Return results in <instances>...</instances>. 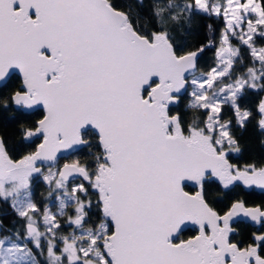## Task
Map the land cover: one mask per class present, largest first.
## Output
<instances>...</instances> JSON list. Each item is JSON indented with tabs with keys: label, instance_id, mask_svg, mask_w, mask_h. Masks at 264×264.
Instances as JSON below:
<instances>
[{
	"label": "snow or ice",
	"instance_id": "snow-or-ice-1",
	"mask_svg": "<svg viewBox=\"0 0 264 264\" xmlns=\"http://www.w3.org/2000/svg\"><path fill=\"white\" fill-rule=\"evenodd\" d=\"M196 16L222 27L217 39L207 25L192 50L176 34ZM257 38L264 0H0V84L20 78L0 89V108L20 121L21 146L34 145L17 158L0 135V199L23 221L0 225V264H264V231L235 238L241 218L264 228V204L232 198L241 185L264 189V162L230 160L242 151L234 123L264 132V97L254 111L241 104L264 90ZM242 48L250 65L240 71ZM184 96L190 121L173 112ZM36 178L55 211L34 199Z\"/></svg>",
	"mask_w": 264,
	"mask_h": 264
},
{
	"label": "trees",
	"instance_id": "trees-1",
	"mask_svg": "<svg viewBox=\"0 0 264 264\" xmlns=\"http://www.w3.org/2000/svg\"><path fill=\"white\" fill-rule=\"evenodd\" d=\"M132 2L134 3L135 0H132ZM207 25H212L216 29V38L218 39L219 29L222 27L221 21L214 18H208L206 16L194 17L190 27L186 31L182 30L178 32L176 34V39L184 44L185 47L195 50V48L199 47L200 44L206 43L208 36L210 35ZM261 43H264V41H261L259 38H257V44L259 45ZM241 53L243 55L244 65L238 66L240 71L243 70V67L250 65L248 50L246 48H242ZM213 57L214 49L205 51L199 60L201 69L206 70L207 67L212 64ZM19 82V75L16 74L15 79L11 81L7 89H3V86H1L0 89L3 90L4 94H7L12 88L18 86ZM262 97H264V90L249 89L242 97L241 104L243 107L254 111L256 105ZM187 103L188 97H182L180 104L173 107V112H179L185 121H190L193 118L194 112L191 109L186 108ZM40 111L42 110L26 113L27 118L23 122L29 125L33 124L36 120L40 119ZM229 117H231V112L226 109L225 118ZM19 127L20 121H17L13 118V113L0 108V135L5 136L9 143L10 149H15L13 151V155L17 158L25 151H31L34 148V145L31 144L25 145L23 147L21 146V137L18 131ZM233 132L240 141L242 151L238 154H231V162L238 165H243L244 163L248 162H264V143H262V141H264V132L257 128L254 120L248 124L246 129L243 130L236 127L234 123ZM35 143H39V140L37 139ZM80 158L82 160L90 159L87 150H84L83 153L80 154ZM186 190L194 191L196 189L187 186ZM208 190L210 200H212L215 206L218 208H223L224 205L228 203L227 200L223 199L222 194L217 191V186L215 184L208 186ZM33 191L34 199L41 205L47 204L48 200L51 199L47 197L48 188L41 181L36 184ZM232 198H243L250 206L264 204V190L245 188L243 185H241L235 189L234 193L232 194ZM10 205L11 204L8 201L5 202L3 199H0V225H2L3 229L7 230L8 232H10L13 228L21 229L23 224V221L17 216L16 212ZM236 226L238 228L239 235L235 238L245 241L249 239L252 232L264 231V228L261 226H254L247 221H239ZM194 233V230L188 229L187 231L183 232L178 237V239H186L194 235Z\"/></svg>",
	"mask_w": 264,
	"mask_h": 264
},
{
	"label": "rangeland",
	"instance_id": "rangeland-1",
	"mask_svg": "<svg viewBox=\"0 0 264 264\" xmlns=\"http://www.w3.org/2000/svg\"><path fill=\"white\" fill-rule=\"evenodd\" d=\"M121 2L127 3V2H132V0H121ZM234 43H235V42H234ZM241 56H242V58H243L242 53H241ZM89 135H90V137L92 138L93 143H95L94 131L91 130L90 133H89ZM84 150H87V153L89 152V149H84ZM92 151H97V150H96V148H93ZM73 158H75V157H68V159H73ZM64 162H65V160H64V159H61V160L59 161V163L56 165V167H60V166H62V164H63ZM45 171H47V166H45ZM39 181L43 182L40 178H36V179L33 181V188H32V190H34L36 184H37ZM43 183H44V182H43ZM251 188H256V189H259V190H264V189H260L259 187H255V186H253V187H251ZM33 192H34V191H33ZM8 202L11 204V201H10V200H9ZM47 204H50V205L52 206V210H53V211L56 210V208H55V205H56L55 195H53V196L51 197V199L48 200V203H47ZM257 226L259 227L260 225H257ZM66 231H70V229H66ZM38 258L41 260V264H43V257H38Z\"/></svg>",
	"mask_w": 264,
	"mask_h": 264
},
{
	"label": "water",
	"instance_id": "water-1",
	"mask_svg": "<svg viewBox=\"0 0 264 264\" xmlns=\"http://www.w3.org/2000/svg\"><path fill=\"white\" fill-rule=\"evenodd\" d=\"M17 75H19L18 73H17ZM2 86V84H0V87ZM94 131V130H93ZM95 133V132H94ZM47 166V165H46ZM186 186H190V187H192V188H195L196 189V187L191 183V182H189L188 183V185H186ZM188 191V190H187ZM196 191V190H195ZM239 221H247L246 219H243V218H241V220H239ZM247 222H249V221H247ZM249 223H251V222H249ZM252 224V223H251ZM252 225H254V226H257V225H255V224H252ZM188 229H196V227L193 225V226H190V228H188ZM188 229H185L184 231H182L181 233H180V235L183 233V232H185L186 230H188ZM179 235V236H180Z\"/></svg>",
	"mask_w": 264,
	"mask_h": 264
},
{
	"label": "flooded vegetation",
	"instance_id": "flooded-vegetation-1",
	"mask_svg": "<svg viewBox=\"0 0 264 264\" xmlns=\"http://www.w3.org/2000/svg\"><path fill=\"white\" fill-rule=\"evenodd\" d=\"M190 192H193V193H194V192H195V190H194V191H190ZM238 222H239V221H238ZM238 222H237V223H238ZM192 230H194V231H195V233H194V235H195V234H196V229H192ZM186 231H187V230H186ZM192 236H193V235H192ZM190 237H191V236H190ZM190 237H188V238H190ZM188 238H186V239H188Z\"/></svg>",
	"mask_w": 264,
	"mask_h": 264
}]
</instances>
